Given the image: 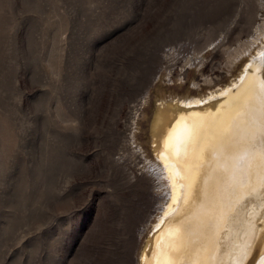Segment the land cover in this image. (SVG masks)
<instances>
[{
	"label": "rangeland",
	"instance_id": "1",
	"mask_svg": "<svg viewBox=\"0 0 264 264\" xmlns=\"http://www.w3.org/2000/svg\"><path fill=\"white\" fill-rule=\"evenodd\" d=\"M262 42L264 0H0V264H138L157 98L224 86Z\"/></svg>",
	"mask_w": 264,
	"mask_h": 264
},
{
	"label": "bare ground",
	"instance_id": "2",
	"mask_svg": "<svg viewBox=\"0 0 264 264\" xmlns=\"http://www.w3.org/2000/svg\"><path fill=\"white\" fill-rule=\"evenodd\" d=\"M262 127L264 42L224 86L157 98L149 140L166 190L138 264H264Z\"/></svg>",
	"mask_w": 264,
	"mask_h": 264
},
{
	"label": "snow or ice",
	"instance_id": "3",
	"mask_svg": "<svg viewBox=\"0 0 264 264\" xmlns=\"http://www.w3.org/2000/svg\"><path fill=\"white\" fill-rule=\"evenodd\" d=\"M256 138H257V145L264 149V127H262L257 133H256ZM256 145H254L255 147Z\"/></svg>",
	"mask_w": 264,
	"mask_h": 264
}]
</instances>
